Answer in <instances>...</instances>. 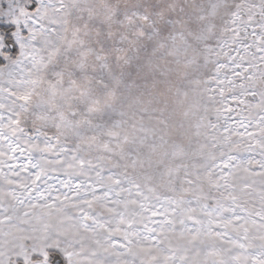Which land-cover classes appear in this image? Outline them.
I'll use <instances>...</instances> for the list:
<instances>
[{
    "label": "snow or ice",
    "instance_id": "obj_1",
    "mask_svg": "<svg viewBox=\"0 0 264 264\" xmlns=\"http://www.w3.org/2000/svg\"><path fill=\"white\" fill-rule=\"evenodd\" d=\"M0 264H264V0H0Z\"/></svg>",
    "mask_w": 264,
    "mask_h": 264
}]
</instances>
